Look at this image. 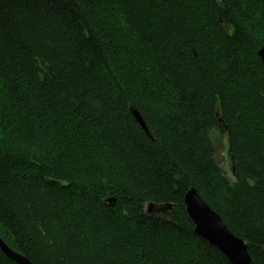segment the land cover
<instances>
[{"label":"trees","instance_id":"16d2710c","mask_svg":"<svg viewBox=\"0 0 264 264\" xmlns=\"http://www.w3.org/2000/svg\"><path fill=\"white\" fill-rule=\"evenodd\" d=\"M263 46L264 0H0L1 239L31 264H231L195 188L264 264Z\"/></svg>","mask_w":264,"mask_h":264},{"label":"water","instance_id":"95a60500","mask_svg":"<svg viewBox=\"0 0 264 264\" xmlns=\"http://www.w3.org/2000/svg\"><path fill=\"white\" fill-rule=\"evenodd\" d=\"M258 56L264 66V46L258 52ZM131 114L140 127L150 135L147 124L140 113L132 109ZM229 162L232 164L230 158ZM231 170H234L233 164ZM115 202V199L107 200L110 206H113ZM184 204L188 216L194 222V232L197 236L219 250L231 264H252L246 241L235 236V234L229 230L221 216L209 206L195 188H191L186 193ZM173 211V204L147 203L145 205L144 214L149 218L170 220ZM0 249L10 260L17 264H31L25 256L11 249L1 237Z\"/></svg>","mask_w":264,"mask_h":264},{"label":"rangeland","instance_id":"374dc122","mask_svg":"<svg viewBox=\"0 0 264 264\" xmlns=\"http://www.w3.org/2000/svg\"><path fill=\"white\" fill-rule=\"evenodd\" d=\"M226 148H224V143L222 142L221 144L219 143V148H218V152H217V158L219 160H222L224 159L225 155H226V162H225V165L227 167H229L230 165V162H229V159H228V155L226 154ZM226 172L229 173L230 172V169H226Z\"/></svg>","mask_w":264,"mask_h":264}]
</instances>
